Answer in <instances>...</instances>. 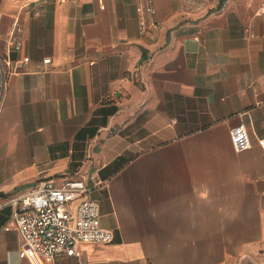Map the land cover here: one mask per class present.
<instances>
[{"label": "crops", "instance_id": "1", "mask_svg": "<svg viewBox=\"0 0 264 264\" xmlns=\"http://www.w3.org/2000/svg\"><path fill=\"white\" fill-rule=\"evenodd\" d=\"M0 55V195L84 180L114 234L47 264H264V0H0Z\"/></svg>", "mask_w": 264, "mask_h": 264}, {"label": "built area", "instance_id": "2", "mask_svg": "<svg viewBox=\"0 0 264 264\" xmlns=\"http://www.w3.org/2000/svg\"><path fill=\"white\" fill-rule=\"evenodd\" d=\"M20 48L11 38L10 46ZM28 60V58H25ZM49 64L51 58H45ZM19 62L0 55V114L7 87V75L18 72ZM234 148L250 147L249 130L244 123L230 130ZM264 149V137L260 138ZM93 188L84 180H67L62 185L48 180L16 196L0 195V211L11 206V219L22 238L20 256L31 264H47L46 259L61 252L80 256L81 243H109L112 230L103 228L100 221V203L90 197ZM86 264V263H80Z\"/></svg>", "mask_w": 264, "mask_h": 264}]
</instances>
